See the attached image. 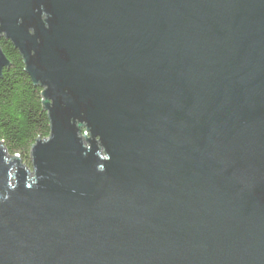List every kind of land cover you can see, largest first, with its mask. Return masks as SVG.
I'll return each instance as SVG.
<instances>
[{
	"label": "water",
	"instance_id": "obj_1",
	"mask_svg": "<svg viewBox=\"0 0 264 264\" xmlns=\"http://www.w3.org/2000/svg\"><path fill=\"white\" fill-rule=\"evenodd\" d=\"M1 39L50 133L0 142V264H264V0H0Z\"/></svg>",
	"mask_w": 264,
	"mask_h": 264
},
{
	"label": "trees",
	"instance_id": "obj_2",
	"mask_svg": "<svg viewBox=\"0 0 264 264\" xmlns=\"http://www.w3.org/2000/svg\"><path fill=\"white\" fill-rule=\"evenodd\" d=\"M9 62L0 76V142L9 156L30 164V149L49 136V120L42 106V89L24 71L21 56L9 41L0 40Z\"/></svg>",
	"mask_w": 264,
	"mask_h": 264
},
{
	"label": "rangeland",
	"instance_id": "obj_3",
	"mask_svg": "<svg viewBox=\"0 0 264 264\" xmlns=\"http://www.w3.org/2000/svg\"><path fill=\"white\" fill-rule=\"evenodd\" d=\"M22 165H24L25 166V168L28 170V172L31 174V164H29V165H25V164H22ZM30 178H31V176H30Z\"/></svg>",
	"mask_w": 264,
	"mask_h": 264
}]
</instances>
